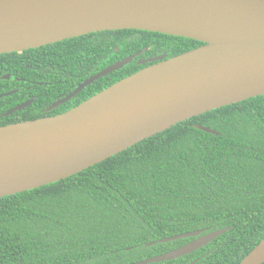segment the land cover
<instances>
[{
	"label": "trees",
	"instance_id": "trees-1",
	"mask_svg": "<svg viewBox=\"0 0 264 264\" xmlns=\"http://www.w3.org/2000/svg\"><path fill=\"white\" fill-rule=\"evenodd\" d=\"M201 45L123 30L0 54V127L68 111L144 66L136 57L41 112L143 49L169 59ZM221 229L190 254L150 264H238L264 238V96L192 117L59 182L1 198L0 264H133L195 238L160 240Z\"/></svg>",
	"mask_w": 264,
	"mask_h": 264
},
{
	"label": "water",
	"instance_id": "water-1",
	"mask_svg": "<svg viewBox=\"0 0 264 264\" xmlns=\"http://www.w3.org/2000/svg\"><path fill=\"white\" fill-rule=\"evenodd\" d=\"M123 30L202 45L169 59L164 54L66 112L1 126L0 199L59 182L192 117L264 96V0H0V54ZM139 54L105 68L48 110ZM226 231L160 240L195 238L133 264L182 257ZM238 264H264V238Z\"/></svg>",
	"mask_w": 264,
	"mask_h": 264
},
{
	"label": "flooded vegetation",
	"instance_id": "flooded-vegetation-1",
	"mask_svg": "<svg viewBox=\"0 0 264 264\" xmlns=\"http://www.w3.org/2000/svg\"><path fill=\"white\" fill-rule=\"evenodd\" d=\"M88 35H90V34H88ZM86 36V35H85ZM139 55L138 56H136L135 58L137 59V62H144L145 64H140V65H143L144 67H146V66H148V65H150V64H152L153 62H151L152 60L154 61V62H158V61H160L161 59H159V57H162L163 55H164V53L163 54H158V55H147V53H148V49H143L142 51H140V52H137ZM137 53H135V54H137ZM144 54V55H143ZM134 55V54H133ZM140 55H143L142 57L140 56ZM139 57V58H138ZM163 59H166V55H165V57L163 58ZM150 61V62H149ZM93 77V76H92ZM89 78H91V77H88L87 79H83L78 85H77V87L71 92V93H68L67 95H65V96H63V97H61V98H59L58 100H56V101H54V102H52L50 105H48L47 107H46V109H42L41 110V112H44V113H46V112H49V111H52V110H54L55 108H57V107H59V106H61V104L59 105V106H57V107H55L54 109H52V110H48L53 104H55V103H57V102H60V101H62L63 99H65L66 97H68L69 95H71L77 88H78V86L80 85V84H82L84 81H86V80H88ZM93 83V82H92ZM89 86V85H88ZM83 90V89H82ZM81 91V90H80ZM100 92V91H99ZM79 93V92H78ZM77 93V94H78ZM98 93V92H97ZM96 93V94H97ZM76 94V95H77ZM95 95V94H94ZM94 95H92V96H94ZM91 96V97H92ZM75 97V96H74ZM74 97H72L71 99H73ZM90 98V97H89ZM89 98H87V99H89ZM71 99H69V100H67V102L68 101H70ZM86 99V100H87ZM85 101V100H84ZM83 102V101H82ZM64 103H66V102H64ZM49 117V116H48Z\"/></svg>",
	"mask_w": 264,
	"mask_h": 264
}]
</instances>
